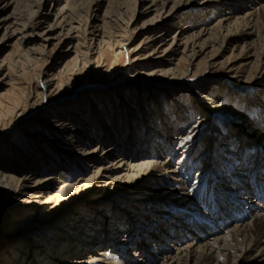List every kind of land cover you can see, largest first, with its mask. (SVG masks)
I'll return each mask as SVG.
<instances>
[{"label": "bare ground", "instance_id": "bare-ground-1", "mask_svg": "<svg viewBox=\"0 0 264 264\" xmlns=\"http://www.w3.org/2000/svg\"><path fill=\"white\" fill-rule=\"evenodd\" d=\"M116 1L106 0L103 17L98 21L106 22L105 17L113 11L111 2ZM128 1L133 5H126V9L132 10L133 6L137 9L139 0ZM181 1H149L155 6L154 14L142 26L147 25L150 31L146 40L152 43L149 55L153 54L155 61L138 74H144L154 84L158 78L166 77L171 85L177 86L185 81L183 79L200 77L198 75L207 68L216 66L229 73L226 80L234 79L233 84L239 91L246 90L254 79L264 78V0H248L252 2L245 11L240 8L244 0H205L203 16L195 13L184 16L179 11L174 23L167 25L173 17L170 14L181 10L177 8ZM183 1L188 5L190 0ZM201 1L195 0L196 3ZM87 2L101 6L98 0L54 3L52 10L59 18L54 25L61 27L59 33L65 29L60 39L69 40L72 31L77 33L82 29V13L86 12L85 19L93 13L90 4L84 8ZM12 3L10 13L5 14ZM44 6L45 0H0V74L12 61L18 62L20 56L30 62L25 64L21 58L23 64H16L24 70L43 67L36 56L45 51V44L35 48L20 47L31 44L35 36H39L38 29L48 16L43 12ZM120 8L118 17L129 22L131 17L126 9ZM163 11L165 15L161 14ZM216 13L217 17L209 21ZM92 24L89 32L94 45L90 42L84 50H75L73 62L65 61L59 67V75L65 74L70 64L77 66V60L85 71L93 66L92 71L103 72L101 59L105 51L109 50L115 56L124 46L120 35L107 34L102 23ZM54 25L48 23V30ZM160 26L162 30L158 32ZM83 30L86 32L85 27ZM47 38L48 34L40 40ZM11 40L13 50L2 55V44ZM225 43L230 45L228 55L222 60L213 58L226 49ZM91 51L97 56H89ZM209 58L213 60L209 62ZM41 72H33V91L25 96L24 104L33 96L42 99L39 103L48 102L46 92L52 90V86L57 91L67 84V80L54 83L55 74L42 78ZM137 83L133 82L134 88L144 89ZM107 86L101 90L103 94L118 88L112 82ZM259 87L262 88L256 93L259 116L255 119L245 114L247 106L231 102L226 97L227 91L225 94L214 91L218 94L206 97L201 104L204 107H196L195 123L188 125L186 131L182 123L192 118L194 97L188 105L178 101V105H171L168 110L148 101L142 108V116L134 108L131 110L134 113H124L122 123L116 121L110 110L107 113L104 108H96L100 102L86 113L85 105L81 108L73 105L75 112L74 107H65L64 113L49 120L54 122L52 129L57 134L53 140L54 152L61 160L52 153H44L42 159H38L36 153L38 158L34 155V159H28L29 175L21 177L0 169V197L15 198L13 204L21 202L19 213L27 214L34 209L26 219L37 224L55 217V212L72 204L71 199L75 202L81 192L86 194L88 189H102V196L93 204L60 217L48 228L51 232L46 237L52 240L47 244H39L36 236L41 233L37 232L22 241L8 243L5 250L0 251V264H264V82ZM195 92L197 90H193ZM45 107L46 104L38 105L28 112L15 105L9 107V125L0 134L13 126L17 128L28 113ZM228 107L233 108L235 119L242 115L241 120L232 121L226 134L210 128L209 136L205 138L207 133L203 132L206 130L203 125L211 118L217 120L219 113L230 110ZM210 124L212 126L211 121ZM58 136H63L66 142ZM246 137V141H252L250 146L243 143ZM201 139H205L204 143L209 139V142L201 150L200 159L185 160L192 148L201 145ZM58 141L61 143L57 144ZM211 144L222 159L211 154ZM204 153L210 154L211 167L204 172L211 178L208 183L201 180L206 164V157H202ZM174 159L175 165H169ZM220 161L224 162L221 164ZM52 162L58 167L54 166L49 169L53 172L41 176L38 172L42 171V164L52 165ZM196 162L201 167L193 179L187 181L182 170L188 168L190 171ZM72 172L76 173L74 179H71ZM115 187L133 189L124 200L126 198L113 197ZM173 192H178L176 194L185 202L187 200V206L205 210L202 218H195L190 208L181 211L172 208L168 213L169 205L174 201L165 197L174 199L171 197ZM241 201L248 207H242ZM13 215L17 216V213ZM69 218L73 220L68 221ZM24 224L20 221L19 227ZM67 224L73 226L70 232L65 231ZM83 250L86 252L84 260L80 256Z\"/></svg>", "mask_w": 264, "mask_h": 264}, {"label": "rangeland", "instance_id": "rangeland-1", "mask_svg": "<svg viewBox=\"0 0 264 264\" xmlns=\"http://www.w3.org/2000/svg\"><path fill=\"white\" fill-rule=\"evenodd\" d=\"M149 1L150 0H139L137 9L135 6H133L132 10L126 9V5L128 4L129 6L133 5V2L131 4V1L120 0L119 2V0H117L116 1L117 3L111 2V6L113 5L111 7V10L113 9V11L110 12L109 16L105 17L106 22H100V20L99 21L97 20L103 17L102 16L104 9L103 7L106 5V0H98V2L101 3V6L99 7L94 5L92 6L89 2H87L84 8L89 7L90 4V8L92 10L91 12H93L92 15L90 16V18L88 17L87 19H85L86 12L84 11L82 13L84 15V19L82 20V24H81L82 29H79L77 33L72 31L69 34L71 39L69 38V40H66L67 38L60 39L63 37L61 35L65 32V29H62L61 33H59L61 27L54 25L55 21L59 20V18H57V16L55 17L54 11L52 10L53 6L55 7L54 3L60 4L62 3V0H45V6L43 12H45L46 15L48 16L47 19H45V21L42 22V24L38 29L37 34L39 36H35L34 38L35 40H33L31 44H27L26 46L22 45L20 47L23 49L27 47L35 48V46L37 47L38 45L45 44L44 45L45 51L43 53L37 54L36 56L38 61H40L38 64H44V65L41 68L37 66L35 69L25 68L24 70L20 67V65H16V64H23V63L30 64V62H28V60L23 58V56H20V59L21 58L23 59L22 60L23 63L20 62V59L18 62L12 61L9 64V68L7 70L4 69L3 72L0 74V114H1L0 131L3 130L4 128H7L9 125V119L11 118L9 112H7L9 107L12 108V106L15 105L18 106L20 110L22 109L27 112L34 109L38 105L46 104V107L42 108L41 110H37L33 113L32 112L28 113L27 117L25 118V121L23 123H20L17 128H14L15 126H13L9 130L5 131V133L0 134V165H1L0 169L2 171L6 170L4 172L15 174V176L17 175L18 177L29 175L30 168H29L28 159L30 160L32 158L34 159V155L37 157L36 153L38 154L39 157V158L37 157L38 159H42L44 153H52L55 156V158L59 159L60 161L61 159L59 155L56 152H54L56 147L53 143V140L56 138L57 135L56 133H54L55 130L52 129L53 126L52 124H54V122H51L49 120L53 116L61 114L62 112L64 113L65 107L72 109V107H74L73 105L76 104L77 107L79 108H81L82 105H85L84 112L86 113L87 111L88 112L91 111L93 105H96V103L100 102L98 103V106L96 108H99L101 110L104 108L107 113L110 110L109 113H112L113 116L116 118V121L120 123L121 121L122 122L124 121L125 118L124 113L125 112L130 113V111L134 110V108L135 110H139L138 111L140 112L139 116H142V108H144L145 105H147L148 101H150L152 105H154V103L156 102L157 105L168 110L169 106L178 105L179 104L178 101L184 102L186 105H188L187 103L192 101V97H194L192 106L195 107L191 108L192 111L190 110L192 112L190 114L192 118H190V120H188L187 118L188 121L182 123L183 129L187 130L189 127L188 125L195 123L196 120L195 118L198 115L196 113V111L198 110L196 107L197 106L204 107L203 105L201 106V104L204 101H206L205 100L206 97L209 96L211 97V95L218 93L225 94V92L227 91L226 97L228 99L230 98L231 102H233L234 104L239 103L241 105L247 106L248 110L245 112V114L248 115L250 119H255L256 117L259 116V107L256 105L258 103L256 93H258V91L262 89L259 86L260 84H262V82H264V78L261 80L254 79L252 82L248 84L246 90L239 91L240 89L235 88L233 84V82L235 81L234 79L226 80L227 75H229V73L224 72V70H222L221 67H216V66L207 68L206 71L198 75L200 77H195V78L189 77L188 79H183L185 81L182 82L181 85L177 84V86L171 85L172 82L170 80H166L165 79L166 77L158 78L157 82H155L154 84L151 83L144 74L137 73L138 71L143 70L144 68H148V67L150 68L152 62L155 61L153 54L149 55L151 52L150 50L152 49L151 47L152 43L147 42L146 40V37L148 36L150 31L149 29L146 28L147 25L142 26V23L147 19H149L154 14L155 6L150 4ZM196 1H200V0H196ZM251 2L252 1L244 0L240 8L244 9L243 11L247 10L248 9L247 7L248 5H250ZM205 3H206L205 0L199 3H196L195 0H190L188 5L186 4L184 5V1L182 0L181 4L177 7V8H181V10H178V12H175L174 14H170L173 15V17L171 20L168 21L167 25H171L172 23H174V21L176 20L175 18L178 15L177 13H179V11L182 12L184 16L185 15L188 16L190 15V13L202 15L206 11V10L202 11V9L206 7V6L203 7ZM11 5L12 6L7 11L6 10L4 11L5 14L10 13L11 8L13 7V3ZM119 7H121L120 9H122V11L126 9L127 14H129V17H131L130 18L131 20L129 22L126 23V21H122L121 18L118 17L117 11ZM165 13L166 12L163 11L161 14L165 15ZM94 15H96L97 18H95ZM215 17H217V13L213 14L209 18V21L210 19L212 20ZM88 21L94 22L93 24L95 25L98 24L100 25L102 23L103 25L101 24V26H103L106 29V30L104 29L105 30L104 32H106L107 34H112L114 32L113 34L120 35L118 37H120L121 41L124 43L123 44L124 46H122L123 48L121 47L118 54L115 56L112 54L111 51L109 50L105 51L101 59L103 65L102 68L103 72L96 73L94 70L92 71L93 66L90 67L89 71H85L83 68L79 67L80 61L77 60V64H76L77 66L73 67V63H72L68 67L65 74L59 75L60 74L58 71L59 67L65 61L73 62L72 58L75 50H79V51L84 50L86 47H88V44L90 42L92 46L94 45V40L93 39L91 40V35L89 32L91 26L90 24L92 23H89ZM48 23L54 25L49 30H48ZM84 27L86 28V32H84L83 30ZM161 30L162 27L160 26L157 29V31L160 32ZM171 31H173V29H171ZM173 33H171V35ZM47 34H48L47 40L41 41L40 37L41 39L46 38ZM125 38H127V40ZM13 40L5 44H2L3 45V51L1 52L2 55L8 51L13 50L14 48L12 44ZM224 45H227L226 49L220 51L219 52L220 54L219 55L217 54L213 58L216 57L217 60H222L226 57V55H228L229 53L228 49L230 48V45L227 43H225ZM65 51H69V52L66 55H64ZM93 51L88 53V55L92 56V58L97 56V54L95 55V52ZM213 58H209V62L212 61ZM25 60L28 63H26ZM146 64L147 66H145ZM40 71H42L41 72L42 78H47L50 77L52 74H55L56 79L53 80L54 83L60 84L63 83V81L67 80V84H65L64 87H62L60 90L57 91L52 86L51 87L52 90L49 89V91L46 92L48 102L39 103L42 101V99L33 96L27 101V103L24 104L25 96L33 91L32 85L34 84L31 76L35 72H40ZM70 72H72V75H69ZM136 81L138 82L137 84H140L142 87H144V89L134 88L133 82ZM110 82L115 83V85L118 86V88L116 90L113 89L112 91L103 94V91L101 90L108 87L107 85H109ZM132 85L133 87H131ZM15 86L17 87V89H15L16 88ZM176 90L179 91L176 92ZM193 90H197V93L195 92L196 94H194ZM148 91H150V93L154 92L156 93V95L151 96V94ZM214 91H218V93H215ZM234 93L236 96L233 95ZM158 95H160V97ZM228 108L230 109L228 112L222 111L221 113H219V116H217L218 117L217 120H213L211 118L210 120L207 121L206 125H203V128L206 129L203 132L207 133L205 138L209 136L208 130H210V128L212 130H214L215 128L217 132H220L221 134L222 133L226 134L229 131L228 127L232 123V121L241 120L240 117H242V115L241 116L238 115L237 116L238 118L235 119L236 116H235V112L233 111V108L231 107ZM73 109L75 112L76 108L74 107ZM132 112L134 113L135 111H131V113ZM5 114H7L6 118H4ZM210 121L212 122V126L211 124L208 125ZM247 133L249 135L251 134V132H248V130ZM121 136L122 137L124 136V132L121 133ZM58 137L60 139L62 137L63 141L66 142V139L63 136H58ZM247 138L248 137L243 139V143H247L248 146H250L252 144V141L250 142L246 141ZM249 138H252V136L251 137L249 136ZM201 141H202L201 145L199 147L192 148L189 158L187 157L185 160L194 161L195 159H200L201 157L200 154L201 152H203L201 150L206 147V144L209 142V139L207 140L208 142L206 141V143H204L205 139H201ZM60 143L61 141L57 142V144ZM108 143L109 142H107L106 145ZM212 146L213 145L211 144V149ZM212 150L213 153L211 154L214 157L218 158L220 156L221 158L220 152L216 151L214 148ZM209 156L210 154H205V153L202 156V157H206L205 160L206 164L204 166V170H202L203 176L201 180H203L204 182L207 181V183L211 181V178H207V176L205 175V173L209 171L211 167L209 163L210 161H208ZM220 158L218 159L220 160ZM223 162L220 161L221 164ZM175 163L176 160L174 159L172 160V163H169V165L170 164L175 165ZM179 165L181 166L182 164ZM54 166L58 167V165H56L54 162H52V165L43 163L41 167L42 171L38 173L41 176H45L46 174L53 172L50 171L49 169H52ZM11 167H14L15 170H12ZM200 167H201L200 163L196 162L191 167L190 171L188 168L184 169L185 171L182 170L183 175L182 174L181 175L183 176V178L187 177V181L189 178L193 179L195 173L198 172V169H200ZM72 174L73 176H71V179H74L76 177V173L72 172ZM132 189L133 188L115 187V189L113 190V194H114L113 197L126 198L124 200H127L128 194L132 192ZM176 193L178 192H173V194L171 195V197H174V199L165 197V199L174 201L173 204L169 205L170 208L168 209V213L171 211L170 209L172 208L175 209V211L178 210L181 211L184 209L188 210L190 208V210L192 211V215H195L194 216L195 218L196 217L197 219L202 218L203 211L205 210L200 211V209L197 208L198 206L193 208L187 206L188 204L187 200L185 202L183 200L184 198ZM174 194L176 196H174ZM100 196H102V189L100 190L95 188L92 190L88 189L86 194H83L81 192L78 198L75 200V202L73 201V199H71L70 202H73L72 204L68 205V207L64 209H59L57 212H55V217L53 216L52 219L46 218L44 219V221L37 224H35L34 223L35 221H33L32 219L30 221H27L26 219L28 215L34 213L35 211L34 209L29 211L27 214L26 212L19 213L20 208H22L21 202H16V204H13L12 201L13 199L15 200V198H9L8 196L5 195L1 196L0 197V251L2 249L5 250L6 245L8 243L22 241L33 232L41 233L38 236H36V240L40 241L39 244L42 245H44L45 243L47 244V242L51 239V238L48 239V237H46L47 234H50L51 232L50 230L48 231V228L50 226L52 225L54 226L58 222V219L63 215H65L66 213L77 212L76 211L77 208L78 209L80 207L84 208L86 207V205L93 204L94 200L96 198L97 199L100 198ZM175 197H177V199H175ZM243 201H241L242 207H248ZM159 204L162 205V203ZM15 213H17V216L13 215ZM214 214H215L214 212L211 214L213 218H214ZM72 218L75 219L76 216H73ZM73 219L69 218L68 221H71ZM20 221L25 222V224L23 225L25 227L23 226L19 227ZM138 223L139 222H137V224ZM72 227L73 226H71V224L65 225V231L67 230V232H70L69 230H71ZM42 229L44 231L40 232ZM80 256L81 259L84 260L86 258V252L83 250V253Z\"/></svg>", "mask_w": 264, "mask_h": 264}]
</instances>
